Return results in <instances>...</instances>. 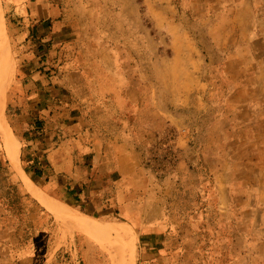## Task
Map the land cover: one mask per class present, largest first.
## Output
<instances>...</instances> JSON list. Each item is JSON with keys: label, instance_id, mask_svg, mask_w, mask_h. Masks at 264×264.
Here are the masks:
<instances>
[{"label": "rangeland", "instance_id": "obj_1", "mask_svg": "<svg viewBox=\"0 0 264 264\" xmlns=\"http://www.w3.org/2000/svg\"><path fill=\"white\" fill-rule=\"evenodd\" d=\"M64 1V6L71 9V29L60 40L69 44L66 54L71 68L78 73L85 69L94 88V93L84 99L70 95L71 104L76 105V115L84 116L92 128L97 127V76L98 80L102 79L106 71L113 72L112 78L102 80L107 90L124 87L128 82L129 94L136 104L145 107L154 103L156 111L160 110L170 120V127L155 145L141 151L145 168L156 174L160 183L166 184L163 188L166 198L180 204L181 221L175 225L174 237L165 240V244L175 249L163 256L164 261L169 264H264V207L255 211L251 207L258 191L240 190L241 183L253 180V169L257 174H264V39L255 42L249 38L254 25L260 24L258 17L263 29L264 20L246 12L255 1L258 14L264 13V0ZM1 7L3 10L2 0ZM5 25L9 51L8 54L4 51V56L0 57V64L4 61L6 68L3 74L0 71V80L6 79L3 82L5 117L20 146L21 167L26 171L22 131L18 126L20 109L16 107L15 96L22 72L32 64L19 56L6 20ZM246 41L250 43L243 44ZM225 42L232 46L222 48ZM230 53L240 54L245 60L237 62L234 58L235 61L224 68ZM239 71L246 77H239ZM71 81L73 86L81 85L80 79ZM233 94L237 110L224 114L225 105ZM195 103H204L207 109L195 111L192 107ZM109 105L115 110L119 125L124 127L133 118V109L125 107L118 96ZM224 116L229 120L221 126L218 123ZM181 137L190 141V149L184 157L195 175L191 179L187 175L169 180L176 164L175 142ZM209 153L216 157L212 163L204 159ZM221 156H224V167L230 170L225 195L231 208H208L211 223L218 227L213 232L214 224L211 230L202 228L208 235L205 239L197 234L199 232L193 233L196 223L191 214L196 205L201 208L202 203L212 197L215 180L209 167L220 168ZM19 180L25 187L8 159L0 134V215L19 212L25 215L22 212L26 210L23 208L25 196L19 189ZM55 199L86 217L93 216L91 219L98 223L122 224L116 215L105 217L92 209L82 212L73 206L72 199ZM179 207L174 210L178 211ZM33 208L38 224L39 220L44 221L49 228V254L43 261L53 255L52 261L50 259L53 264H80L83 259L91 264H112L105 238L96 239L69 226L48 209L56 220L49 212L41 211L40 206ZM130 228L136 237L133 264H137L143 257L139 232ZM217 232L222 236L217 237ZM229 232L236 238L228 249ZM163 257L156 256L153 262L164 264Z\"/></svg>", "mask_w": 264, "mask_h": 264}, {"label": "crops", "instance_id": "obj_2", "mask_svg": "<svg viewBox=\"0 0 264 264\" xmlns=\"http://www.w3.org/2000/svg\"><path fill=\"white\" fill-rule=\"evenodd\" d=\"M64 5V0H2L14 47L23 61L32 64L22 72L15 96L16 107L20 109L18 126L22 131V155L26 165V171H23L55 201H58L55 197H66L72 199L73 206L82 212L92 209L105 217L116 215L121 218V223L139 232L143 257L137 264H155L156 256H168L175 249L165 244V240L174 237L175 225L182 215L180 204L166 198L163 189L166 184L160 183L156 174L143 165L141 151L155 145L170 127V120L160 110L156 111L154 103L145 107L136 104L129 94L131 86L128 82L124 87L107 90L103 81L113 77V72L106 71L102 79L98 80L97 76V127L92 128L84 116L76 115V105L71 104L70 95L84 99L87 94L94 93V88L85 69L78 73L69 65L71 60L66 54L69 44L60 40L71 29V9ZM257 10L252 1L246 12L264 20V13L258 14ZM260 24H255L250 31V40L264 39ZM229 46H232L230 42L222 44V48ZM234 58L237 62L245 60L240 54L230 53L224 68L229 67ZM237 74L246 77L241 71ZM74 78L80 79L81 85L73 86L71 79ZM226 79L231 82L229 76ZM116 95L125 107L133 109V118L124 127L118 124L116 112L109 105L116 100ZM233 96L229 97L224 114L236 112ZM192 107L195 111L207 109L204 103H195ZM228 120V116H224L218 124L223 126ZM189 143L183 137L175 142L176 164L169 180H179L187 175L191 179L195 175L184 157L190 149ZM221 157L220 168L209 167L215 180V186L211 187L212 197L208 199L210 209L231 208L225 195L230 170L224 167V156ZM214 158L212 153L204 156L207 163L214 162ZM253 171V180L241 183L240 190L253 188L258 191L251 204L255 211L264 207V174H257L256 169ZM18 182L21 194L25 196L23 208L26 210L22 211L25 215L20 212L0 215V264H53V255L49 260H42L49 254V228L44 221L39 220L38 224L33 207L36 205L41 211H49L31 196L21 180ZM176 206L178 211L174 210ZM192 231L197 233L196 228ZM78 243L80 248L82 243ZM92 249L97 250L95 246ZM82 263L91 264L85 259ZM164 264L169 263L164 261Z\"/></svg>", "mask_w": 264, "mask_h": 264}, {"label": "bare ground", "instance_id": "obj_3", "mask_svg": "<svg viewBox=\"0 0 264 264\" xmlns=\"http://www.w3.org/2000/svg\"><path fill=\"white\" fill-rule=\"evenodd\" d=\"M8 48L9 46L5 18L0 0V57L4 56V51H7L8 54ZM3 62L4 61H2L0 64V71H2V74L4 73V70H6V68L3 66ZM2 80H0V134L5 143L8 159L10 160L13 168L22 177L28 192L35 199L39 200L46 209L54 213L56 217L58 216L64 221L68 222L69 226L84 231L93 238H105L107 241L106 249L110 254V261L112 264H133L136 253V237L129 225L125 223L115 225L102 224L86 217L77 210H74L69 206L57 202L51 197L47 196L23 171L20 159L21 149L13 137L10 125L8 124L5 117V90L3 82L4 80L6 81V79L4 78Z\"/></svg>", "mask_w": 264, "mask_h": 264}, {"label": "trees", "instance_id": "obj_4", "mask_svg": "<svg viewBox=\"0 0 264 264\" xmlns=\"http://www.w3.org/2000/svg\"><path fill=\"white\" fill-rule=\"evenodd\" d=\"M208 199L209 198H207L205 200V203H202L201 208L198 207L197 205L195 206V209L193 211L194 215L192 218V220L196 223L195 228L197 229V232H199L198 234L201 235V237H203L205 239L208 238L207 233L204 232L205 228L211 230L212 229L211 225L214 224V225H216V227L211 230L213 232L214 230L216 231L217 227H218L217 224L211 223L212 222L211 217L208 216L207 210H208V204H210ZM198 208H199V210H198ZM196 214H198L199 216H196ZM221 221H222V219H221ZM220 226H224V225L221 224ZM231 230H233V228H231ZM221 231H223V230H221ZM228 234H229V236H228L227 241H228V249H229L231 247V242L234 240V234H233V232H229ZM221 236H222V234H219V233L217 234V237H221Z\"/></svg>", "mask_w": 264, "mask_h": 264}, {"label": "built area", "instance_id": "obj_5", "mask_svg": "<svg viewBox=\"0 0 264 264\" xmlns=\"http://www.w3.org/2000/svg\"><path fill=\"white\" fill-rule=\"evenodd\" d=\"M168 146H170V145H168Z\"/></svg>", "mask_w": 264, "mask_h": 264}]
</instances>
